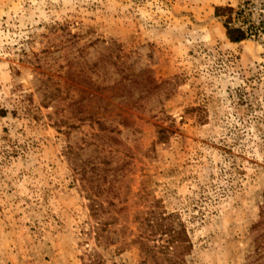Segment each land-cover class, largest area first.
<instances>
[{
    "label": "rangeland",
    "instance_id": "1",
    "mask_svg": "<svg viewBox=\"0 0 264 264\" xmlns=\"http://www.w3.org/2000/svg\"><path fill=\"white\" fill-rule=\"evenodd\" d=\"M263 205L264 0H0V264H144L151 212L187 264H263Z\"/></svg>",
    "mask_w": 264,
    "mask_h": 264
},
{
    "label": "trees",
    "instance_id": "2",
    "mask_svg": "<svg viewBox=\"0 0 264 264\" xmlns=\"http://www.w3.org/2000/svg\"><path fill=\"white\" fill-rule=\"evenodd\" d=\"M246 10V9H245ZM245 10H240V13H244ZM216 16L219 18H224V26L226 29V35L231 43H240L249 38L253 37V31L245 29L244 27H238L235 23V17L238 16L237 10L232 7H217ZM173 131L167 128H161L158 137L159 142H165L168 140L169 135ZM72 154V150L69 151ZM90 168L92 174H96L98 177L88 176L89 172L87 168ZM99 168L96 165H89V163H83L77 165L76 171L81 177L83 182V188L87 193V199L90 201V211L92 216L98 220L96 228V239L101 243V231L103 227L100 225H107L106 223H101L100 213L104 210L103 204L100 199L105 196V190L100 186V176L98 175ZM94 185L95 183H97ZM261 219L254 226L255 230H262L258 233L255 239V252L259 259L264 258V205L261 209ZM144 232L135 240L136 243L140 245V249L143 256L144 264H187V256L190 255L193 249L191 239L188 235L184 226H177L173 222V216L167 213L151 212L148 218L144 219ZM159 237L158 240L156 238ZM158 241L163 243L158 244ZM152 244V245H151ZM91 264H95L92 263ZM264 264V259H263Z\"/></svg>",
    "mask_w": 264,
    "mask_h": 264
}]
</instances>
